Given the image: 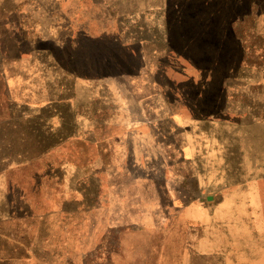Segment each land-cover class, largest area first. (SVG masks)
<instances>
[{
	"label": "rangeland",
	"instance_id": "374dc122",
	"mask_svg": "<svg viewBox=\"0 0 264 264\" xmlns=\"http://www.w3.org/2000/svg\"><path fill=\"white\" fill-rule=\"evenodd\" d=\"M262 10L0 0V264H233L262 217L264 170L232 180L264 163ZM222 109L252 122L189 132Z\"/></svg>",
	"mask_w": 264,
	"mask_h": 264
},
{
	"label": "crops",
	"instance_id": "0c3cea01",
	"mask_svg": "<svg viewBox=\"0 0 264 264\" xmlns=\"http://www.w3.org/2000/svg\"><path fill=\"white\" fill-rule=\"evenodd\" d=\"M262 12L264 13V10H262ZM260 23H261V27H264V14L262 16ZM261 35L262 37H264V30L261 31ZM222 112L225 115L223 117L210 116V115L197 117V120H195L194 123L191 124V129L189 126V132L192 133V135L195 138H198V139L202 138L203 141L209 139L211 136L213 137L220 136V134L221 135L230 134L231 137L233 138L232 136L233 135V125L241 124L242 121L240 120L242 119L244 120V122H252V120H249V118L251 117H247V116L244 117V116L238 115L237 117L241 119H237V118H234L232 112L228 110L222 109ZM177 120L182 125L184 124L183 119L177 118ZM228 154L229 152H223L219 155H228ZM207 161L209 162L208 158H205V163L200 162V159L198 161L199 164H198L197 170L201 172V175L203 177L205 176V173L210 168L209 165H205ZM214 163H215L214 165L215 168L213 169L217 170L218 172H221L222 174H223V171H226V170L218 169L219 166L218 167L216 166L217 165L216 161ZM255 164L256 163H253V165L252 163L249 164L246 167V169H243L241 167L239 169L238 167H236V165L233 166V172H234L233 179H232L233 187L240 185L239 183L243 182L244 177L246 175L253 174L255 171L259 170L260 168L261 170H264V163H258L257 165ZM237 171L238 172L240 171V173L235 175ZM218 178H219V174L214 179H218ZM223 180L229 181L231 179H229L228 177L227 178L225 177L223 178ZM262 181L264 182V179H262ZM221 186L222 184L219 185V187ZM263 188H264V185H263ZM261 213H262V217L260 218L258 217L261 220V222L259 221L260 225H258L257 227L258 229L252 228L251 230H249L247 235L242 237L244 242L242 241L240 242V244L236 243L238 237L234 236L233 238V264H264V190H263V195L261 199ZM196 253L198 255L200 254L205 255L204 251L200 253V251L197 250Z\"/></svg>",
	"mask_w": 264,
	"mask_h": 264
},
{
	"label": "water",
	"instance_id": "95a60500",
	"mask_svg": "<svg viewBox=\"0 0 264 264\" xmlns=\"http://www.w3.org/2000/svg\"><path fill=\"white\" fill-rule=\"evenodd\" d=\"M209 198H211V197H209Z\"/></svg>",
	"mask_w": 264,
	"mask_h": 264
}]
</instances>
